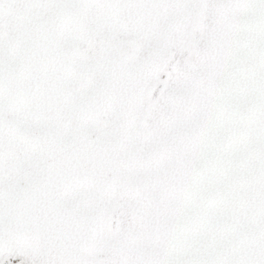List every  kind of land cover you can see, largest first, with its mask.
I'll return each mask as SVG.
<instances>
[{"label":"snow or ice","instance_id":"6c2138e0","mask_svg":"<svg viewBox=\"0 0 264 264\" xmlns=\"http://www.w3.org/2000/svg\"><path fill=\"white\" fill-rule=\"evenodd\" d=\"M0 264H264V0H0Z\"/></svg>","mask_w":264,"mask_h":264}]
</instances>
